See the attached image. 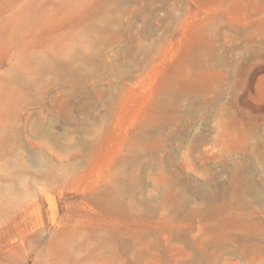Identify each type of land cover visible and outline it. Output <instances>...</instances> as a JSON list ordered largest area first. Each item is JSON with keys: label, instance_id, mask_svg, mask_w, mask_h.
<instances>
[{"label": "rangeland", "instance_id": "374dc122", "mask_svg": "<svg viewBox=\"0 0 264 264\" xmlns=\"http://www.w3.org/2000/svg\"><path fill=\"white\" fill-rule=\"evenodd\" d=\"M0 264H264V0H0Z\"/></svg>", "mask_w": 264, "mask_h": 264}]
</instances>
